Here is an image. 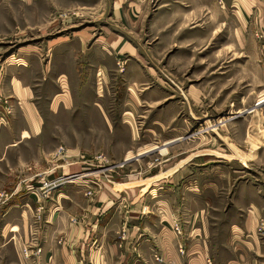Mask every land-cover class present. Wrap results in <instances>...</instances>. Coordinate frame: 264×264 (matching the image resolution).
Returning <instances> with one entry per match:
<instances>
[{
  "label": "crops",
  "instance_id": "obj_1",
  "mask_svg": "<svg viewBox=\"0 0 264 264\" xmlns=\"http://www.w3.org/2000/svg\"><path fill=\"white\" fill-rule=\"evenodd\" d=\"M174 2L179 9L163 13L168 33L188 18L189 3L197 16L213 21L208 26L212 36L219 32L220 21H233L228 34L232 50L242 56L245 78L262 95L264 0ZM28 3L0 0L1 9L8 11L0 15L1 35L14 27L18 31L12 35H27L11 20H20L21 13L26 21L31 19ZM123 3L111 0V16L137 20L136 5L122 12ZM13 5L24 11L13 13ZM77 40L17 46L9 57L18 65L3 71L0 67V111L11 107L0 124V193L6 196L0 200V264H264V184L239 183L230 191V180L235 179L227 174L229 192L224 193L218 175L193 167L197 156L161 169L172 159L150 158L159 147L143 134L154 129L155 119L143 129L137 123L145 122L132 120L138 116L137 104L145 118L153 106L173 95L150 87L155 78L140 74L142 62L133 55L127 59L121 90L110 72L113 60L127 47L111 38L87 45V33ZM173 142H163L160 151ZM57 148H62L61 155H55ZM97 156L114 170V179L91 174L64 185L43 201L41 219L35 220L36 200L21 184L96 167L101 163ZM15 177L21 181L1 188ZM174 224L181 235L173 232ZM177 243L183 244V255L177 253ZM24 249L28 258L22 255Z\"/></svg>",
  "mask_w": 264,
  "mask_h": 264
},
{
  "label": "rangeland",
  "instance_id": "obj_2",
  "mask_svg": "<svg viewBox=\"0 0 264 264\" xmlns=\"http://www.w3.org/2000/svg\"><path fill=\"white\" fill-rule=\"evenodd\" d=\"M123 2L120 6L122 12L130 11L136 5L134 13L139 16L137 20L113 18L111 0H29L25 6L31 19L26 21L21 13L20 20H11L14 25L23 26L27 35H12L18 31L15 27L7 29L9 33L6 35L0 34L3 43L1 70L18 65L15 57H9L17 46L49 41L77 43V38L84 33H87V45L114 39L127 48L126 53L113 60L114 71L110 72L113 83L121 90L125 88L121 77L124 76L127 59L133 55V60L142 62L140 74L155 78L150 87L166 89L173 95L153 106L145 118L140 115L144 108L137 104L135 111L138 116L132 120L145 122L137 123L143 129L155 119L154 129L143 133L151 145L160 148L163 142L175 140L165 150L158 148L150 156L162 162L172 159L163 162L161 169L171 165V161L186 162L197 156L194 160L198 164L193 167L200 172L212 171L218 175L224 193L229 192V187L232 191L239 183L264 184L259 180L264 179V93H257L256 86L245 78L243 58L232 50V37L228 34L233 21H220L219 32L212 36L208 26L213 21L201 19L202 16L194 13L195 5L189 3L188 18L178 25L177 30L168 33L162 25L163 13L170 8L174 11L179 9L174 0ZM12 8L13 13L24 11L19 5ZM7 12L0 6V15ZM2 31L4 29H0ZM252 75L259 78V73L253 72ZM61 85L64 86V82ZM121 98L122 94L120 101ZM112 102L114 105L116 101ZM124 103L119 102L121 108ZM123 115L127 116L126 112ZM110 170V166L99 164L76 172L71 174L75 176L71 185L86 180L91 174L98 177L111 175L112 179L107 180H113L114 170ZM227 174L235 179L230 180L229 187L224 179ZM20 178H12L1 188L11 187L21 181ZM21 185L24 188V184ZM260 188L264 189L261 185ZM225 203L227 199L224 197Z\"/></svg>",
  "mask_w": 264,
  "mask_h": 264
},
{
  "label": "built area",
  "instance_id": "obj_3",
  "mask_svg": "<svg viewBox=\"0 0 264 264\" xmlns=\"http://www.w3.org/2000/svg\"><path fill=\"white\" fill-rule=\"evenodd\" d=\"M10 106L5 105L2 107V110L0 111V124L4 122V118L2 116H9L10 115ZM2 115V116H1ZM62 154V148H57L55 155H61ZM97 159L100 160L101 163L104 164L103 158L101 156H97ZM98 164V165H99ZM75 176L69 174L62 176L58 179L52 180V181H46L42 179H38L35 181L27 182L24 184V190L25 192L33 196V198L36 200L35 204L37 207L35 208L37 215L35 216V220L41 219V211L43 209L42 203L44 200H49L50 194L59 193V189L63 187L64 185H68L74 182ZM89 195L88 192L85 193V196ZM6 196L3 193H0V200L4 199ZM72 221V220H71ZM173 232L175 235L179 236L181 235L180 228L177 224H174L172 227ZM176 250L179 255L184 254V247L183 244L177 243ZM39 249H35L33 255H38ZM22 255L24 258H28L29 255H27V251L24 249L22 251ZM153 259L156 262H160V258L157 256H153ZM206 264H210L209 260H205Z\"/></svg>",
  "mask_w": 264,
  "mask_h": 264
}]
</instances>
